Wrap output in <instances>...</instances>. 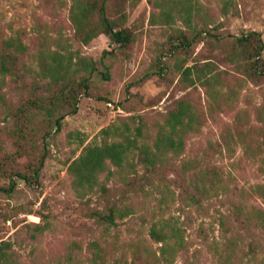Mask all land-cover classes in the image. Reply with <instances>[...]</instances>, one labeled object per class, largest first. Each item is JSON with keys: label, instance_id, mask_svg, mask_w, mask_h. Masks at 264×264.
Masks as SVG:
<instances>
[{"label": "rangeland", "instance_id": "rangeland-1", "mask_svg": "<svg viewBox=\"0 0 264 264\" xmlns=\"http://www.w3.org/2000/svg\"><path fill=\"white\" fill-rule=\"evenodd\" d=\"M71 1L0 0V41L22 31L24 42L29 46L28 53L32 55L36 45V26L46 24L52 37H61L73 54L94 60L97 68L90 97H80L77 112L65 116L59 131L53 130L42 141L47 156L37 183L14 178V190L0 189V243H10L8 252L12 254L13 263L88 264V245L93 241L108 251V264H112L113 258H118L122 252H125V262L129 263V245L142 238L157 251L158 245L147 236V230L156 220L173 217L183 229L184 237V250L175 264H220L209 243L213 235L219 238L217 220L223 214L231 228L227 238L238 239L232 264H264L261 262L264 255L263 232L254 227L244 228L238 223L224 199L202 200L197 205L188 203L183 189L189 187L188 178L180 176L179 168L182 160L202 157L208 142H218L225 130L232 129L238 110L246 111L252 128L259 125L254 110L264 100V81L246 82L240 87L241 70L228 62L226 54L230 42L227 36L238 37L243 32L260 33L264 45V0H232V9L226 18L220 14L219 0H198L214 16L215 24L221 25L211 30L212 37L202 35L186 54L174 56L169 54L175 44L174 37L185 29L178 19L169 26L161 23L156 17V0L109 1L108 16L120 27L132 31L134 41L126 49L104 35L86 46L78 43L69 21ZM220 36L224 40L217 41ZM104 51L107 54L102 56ZM28 57L26 60L30 59ZM182 60H187L188 65L214 62L224 72L222 92L228 88L236 91L231 103L233 109L207 116L200 133L187 137L183 155L139 185L143 191H135V186H125L118 174L107 178L105 172L98 178L105 192L101 194L97 187L89 196L79 199L67 169L84 146L99 143L102 129L119 124L121 118L141 116L152 132L154 124L162 122L178 100H187L206 112L208 105L203 88L196 85L183 89L178 84L179 75L174 67L177 61ZM156 63L166 67L163 73L157 71ZM103 74L108 79L104 80ZM34 80L31 76H24L23 82L7 77L0 84V152H15L7 138V131L12 126L7 110L20 104L30 93H42L43 81ZM221 108L229 107L222 105ZM235 150L233 158L225 153L209 155L208 158V162L234 176L232 201L241 187L264 184V175L259 174L256 165L245 160L240 148ZM25 162L24 158L19 160L21 165ZM108 167L115 171L113 166ZM137 172L141 175L143 170L137 168ZM160 178L169 182L170 191L165 200H162L161 187L155 188ZM7 187L8 180L0 179V188ZM188 190L193 192L191 187ZM251 202L264 210L263 201L253 199ZM113 204L131 206L133 214L117 221L116 227L103 234V223L92 218L91 214H107V209ZM201 227L207 240L201 236ZM211 228L213 233L209 231ZM114 235L118 236L115 248L112 245ZM250 246L257 249L254 258Z\"/></svg>", "mask_w": 264, "mask_h": 264}, {"label": "trees", "instance_id": "trees-1", "mask_svg": "<svg viewBox=\"0 0 264 264\" xmlns=\"http://www.w3.org/2000/svg\"><path fill=\"white\" fill-rule=\"evenodd\" d=\"M43 1L48 3L50 0ZM109 1H71L69 21L78 43L86 46L101 35L110 38L122 49L133 43L132 31L120 27L108 16ZM219 1L220 14L226 18L231 12L232 0ZM155 3L158 9L156 17L163 25L169 26L178 19L184 26L185 30L174 37L175 44L169 50V54L173 56L186 54L199 37H212L211 30L221 25L215 24L214 16L198 0H156ZM227 37L230 42L226 59L241 70L243 78L240 87L246 82L264 81V45L261 34L250 31L243 32L238 37ZM35 39V52L32 55L28 53L29 46L24 42L22 31L0 41V84L7 77L23 82L24 76H31L34 81H43L41 94L30 93L20 104L7 110V118L12 121L7 138L15 147V152H0V179L8 180V187L0 188L3 191L14 190V178L26 183H37L47 156L42 141L53 130L59 131L65 116L77 112L80 97H90L93 76H97L96 62L73 54L64 45L65 40L49 34L46 24L36 26ZM221 40L224 37H218L217 41ZM106 54L104 51L102 56ZM26 56L30 59L26 60ZM155 65L160 73L166 69L163 64ZM174 69L179 75L178 84L183 89L196 85L203 88L208 105L206 112L187 100H178L164 120L154 124L152 132H149L141 116L121 118L119 124H111L102 129L99 143L84 146L67 169L79 199L86 198L97 187L101 194L105 192V188L98 182L99 176L105 172L107 178L118 174L125 186H135V191L141 190V186H138L149 181L152 174H159L171 166L175 158L183 155L187 137L200 133L207 116L233 109L231 103L237 95L236 91L228 88L226 92H222L224 72L214 62H194L188 65L187 60H182L176 62ZM103 79H108V76L103 74ZM98 99L102 100L101 97ZM222 105L229 108H221ZM254 113L259 124L256 128L250 126L246 111L238 110L232 129L225 130L218 142H208L202 157L182 160L179 168L180 176H187L189 187L193 189L190 193L188 186L183 188L188 203L197 205L202 200L224 199L223 202L230 205V212L238 223L244 228L259 229L264 237V210L251 202L253 199L264 202V184L241 187L232 201L230 196L234 176L208 162L209 155L213 154L225 153L233 158L235 148H240L245 160L255 164L259 174L264 175V100L255 108ZM23 158L26 162L21 165L19 160ZM109 165L115 171L110 170ZM137 168L143 170L141 175H138ZM168 183L166 179L160 178L155 185V188L162 189V200L166 199L170 191ZM132 214L131 206L113 204L107 209V214L93 212L91 217L103 223L102 233L107 234L112 227L117 226V221ZM217 224L219 238L213 235L209 245L220 264H232L238 239L227 238L231 228L223 214L219 215ZM202 231L203 227L200 228V233L206 239ZM209 231L213 233V228ZM147 236L158 245L157 251L149 247L144 239L138 238L129 245L131 261L125 262V252H122L118 258H113L112 264H175L184 250L183 229L178 220L173 217L156 220L148 228ZM113 238L112 245L115 248L118 236L114 235ZM10 248L9 242L0 243V264H14L12 254L8 252ZM88 250V264H108V251L99 242H91ZM250 250L254 252V258L257 249L250 246ZM261 262L264 263V255Z\"/></svg>", "mask_w": 264, "mask_h": 264}]
</instances>
